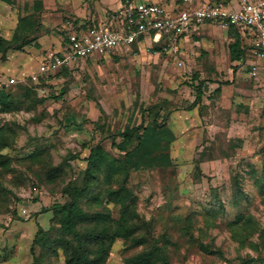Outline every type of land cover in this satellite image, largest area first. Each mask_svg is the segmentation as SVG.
Segmentation results:
<instances>
[{
    "label": "rangeland",
    "instance_id": "rangeland-1",
    "mask_svg": "<svg viewBox=\"0 0 264 264\" xmlns=\"http://www.w3.org/2000/svg\"><path fill=\"white\" fill-rule=\"evenodd\" d=\"M117 2L0 0V35L11 41L0 83L17 79L14 102L0 105V264L32 263L41 227L42 264H67L63 237L78 240L63 235L53 206L68 200L67 184L82 183L95 144L108 162L83 207L119 218L112 190L128 176V208L141 220L133 235L144 239L118 237L104 264L154 246V264H264V62L250 38L244 63L231 60V33L214 24L190 31L176 52L155 54L147 37L57 75L38 72L72 21ZM141 123L142 144L121 134Z\"/></svg>",
    "mask_w": 264,
    "mask_h": 264
},
{
    "label": "built area",
    "instance_id": "built-area-1",
    "mask_svg": "<svg viewBox=\"0 0 264 264\" xmlns=\"http://www.w3.org/2000/svg\"><path fill=\"white\" fill-rule=\"evenodd\" d=\"M205 22H216L226 28L234 25L253 35L252 53L264 61V0L244 1L238 7L210 1L197 7L176 5L173 8L151 0H123V6L105 22L68 25L64 47L42 60L38 72L49 75L80 59L107 56L147 37L152 41L147 48L155 54L176 52L186 33L199 29ZM252 73L257 74V71ZM16 82L15 77H10L0 86L9 87Z\"/></svg>",
    "mask_w": 264,
    "mask_h": 264
},
{
    "label": "trees",
    "instance_id": "trees-1",
    "mask_svg": "<svg viewBox=\"0 0 264 264\" xmlns=\"http://www.w3.org/2000/svg\"><path fill=\"white\" fill-rule=\"evenodd\" d=\"M7 1V0H6ZM220 2V1H215ZM225 3V2H224ZM229 32L232 36V41L229 44V53L232 61H237L239 63H244L247 57V50L250 46H253L254 36L248 32L244 33L237 26L230 25L228 27ZM67 29L64 30V37H67ZM250 38L252 45L244 43L245 37ZM11 41L4 36L0 35V52H6L10 47ZM135 45V44H133ZM157 49L161 47L155 46ZM82 60H92L90 58L80 59ZM74 64V65H75ZM64 66L56 71L50 73V75H57L61 72H66L74 66ZM204 80L200 81L197 88V94L195 101L192 104V108L196 106L197 103L201 101L203 96V84ZM228 83V82H227ZM17 84L14 83L9 87L0 86V105L3 109H9L14 102V91L12 88ZM28 89V87H27ZM220 90V85L215 89V91ZM62 96V95H59ZM59 98V97H58ZM143 128V123L138 126H133L128 128L125 132H121L125 138H130L134 133H138L139 145L145 141V131H139ZM4 136L3 134H1ZM5 137V136H4ZM2 139L1 148L9 145L6 141ZM90 155L88 157V164L85 171V175L81 184L71 182L63 188V192L68 196V200L64 203H57L53 206L55 212L60 215L61 226L63 229V235L74 233L77 242L70 244L65 237H63V245L66 246V262L67 264H104L107 260L110 250L118 237H131L139 243H142L144 239L134 236L135 230L139 227L140 219L138 216L131 212L127 204V194L129 193L127 188V177L123 176L120 181H118L116 189L112 190L113 198L121 203L120 217L115 219L105 213H93L87 211L82 204V197L86 194L91 186V179L96 177V173L101 165V161L104 159L105 162L107 158L103 152L102 147L99 144L91 145ZM115 167H109L107 170V178L112 177ZM46 230L42 227L37 233L34 244L31 248L34 259L30 264H42V259L35 253L34 246L41 243L44 240V235ZM43 234V235H40ZM158 247L154 246L151 250H144L136 253L126 259L125 264H154L152 261V256L156 253ZM254 262L255 259H251Z\"/></svg>",
    "mask_w": 264,
    "mask_h": 264
},
{
    "label": "crops",
    "instance_id": "crops-1",
    "mask_svg": "<svg viewBox=\"0 0 264 264\" xmlns=\"http://www.w3.org/2000/svg\"><path fill=\"white\" fill-rule=\"evenodd\" d=\"M152 1V0H151ZM222 2H225L226 4H228L229 6H232V7H238L240 4L237 2V1H229V2H227L226 0H221ZM159 2H162V0H159ZM205 2H210L209 0L207 1H204V0H198L197 2H195L194 0H178V1H175V0H172V1H166V2H162V3H164V4H166L167 6H169L170 8H173V7H176V5H182V6H190V7H197V6H199V5H201V4H203V3H205ZM212 2H215V1H212ZM234 4H237V6H235ZM123 6V0H118V2H117V4L115 5V7H109V8H105V9H96L95 11H94V13H91V15L86 19V18H84V19H86V20H79V21H77L78 19H76L75 21H72V24H74L75 26H78V25H90V24H93V23H99V22H105V21H107V20H109L110 18H111V16H112V14H114V12L115 11H118L121 7ZM92 12V11H91ZM214 24H217V25H219L221 28H224V29H226L227 31H229L228 30V28H226V27H223V26H221L220 24H218V23H216V22H205V23H203L199 28H202L204 25H214ZM68 28V26L65 28V29H67ZM194 30H196V29H192V30H190V31H194ZM190 31H188L187 33H186V35L184 36V37H186L187 36V34L190 32ZM183 37V38H184ZM65 37L63 36V40H62V42H61V44H60V47H59V49L55 52V53H58V52H60L61 51V49L64 47V45H65ZM183 42V41H182ZM181 42V43H182ZM137 45V44H136ZM130 47H132V46H129L128 48H130ZM123 48V47H122ZM125 48H127V47H125ZM121 49V48H120ZM119 49V50H120ZM55 53H53V54H51V55H46V56H44V57H42L41 59H40V61H42V60H44L45 58H48V57H51L52 55H54ZM237 62V61H236ZM264 62V61H263Z\"/></svg>",
    "mask_w": 264,
    "mask_h": 264
}]
</instances>
